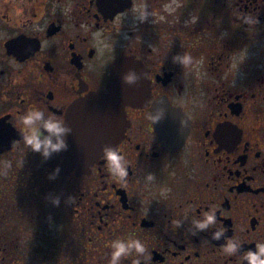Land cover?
Masks as SVG:
<instances>
[{"label": "flooded vegetation", "instance_id": "obj_1", "mask_svg": "<svg viewBox=\"0 0 264 264\" xmlns=\"http://www.w3.org/2000/svg\"><path fill=\"white\" fill-rule=\"evenodd\" d=\"M121 57L149 87L114 146L126 176L104 156L54 173L21 115L65 121ZM117 238L146 246L120 264H249L264 243V0H0V264H109Z\"/></svg>", "mask_w": 264, "mask_h": 264}, {"label": "water", "instance_id": "obj_2", "mask_svg": "<svg viewBox=\"0 0 264 264\" xmlns=\"http://www.w3.org/2000/svg\"><path fill=\"white\" fill-rule=\"evenodd\" d=\"M129 73L136 74L134 82L125 80ZM105 87V91L91 92L68 107L64 122L71 131L62 137L66 147L43 155L54 173L87 172L104 156V147H114L123 137L125 106H140L149 96L144 68L131 57L118 58L111 64ZM52 142H56V137Z\"/></svg>", "mask_w": 264, "mask_h": 264}, {"label": "clouds", "instance_id": "obj_3", "mask_svg": "<svg viewBox=\"0 0 264 264\" xmlns=\"http://www.w3.org/2000/svg\"><path fill=\"white\" fill-rule=\"evenodd\" d=\"M141 17L146 15L141 6L140 11ZM190 57H185V62H187ZM137 79L135 73H129L125 80L129 83L134 82ZM154 119L158 117H153ZM21 122L25 127L24 142L26 145L30 146L34 151H40L43 146V155L48 156L51 151H59L66 147V143L62 138L64 134L71 131V129L66 125V123L57 118L53 114H49L47 119H44V112L39 108L33 107L26 111L20 117ZM41 127L47 131L48 135L42 137ZM56 137V142H52V137ZM104 159L106 161L108 169L113 172L114 177L122 178L126 176V168L123 166L121 161L123 160V155L119 153L115 147L106 146L103 149ZM118 175H115L117 174ZM204 219L197 221L198 227L205 228L207 225L214 223L213 213H204ZM223 228L220 229L223 232ZM219 235V233H217ZM111 259L109 264H120L121 258H127L130 254H143L146 252L145 244L138 238H117L111 241ZM237 248V244L229 239L224 250L231 254L234 253ZM247 259L249 264H264V243H258L256 250H248L244 257ZM142 257L137 255L133 259L132 264H140Z\"/></svg>", "mask_w": 264, "mask_h": 264}]
</instances>
